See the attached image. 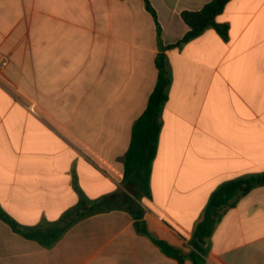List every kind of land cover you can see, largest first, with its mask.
<instances>
[{"label": "crops", "instance_id": "obj_1", "mask_svg": "<svg viewBox=\"0 0 264 264\" xmlns=\"http://www.w3.org/2000/svg\"><path fill=\"white\" fill-rule=\"evenodd\" d=\"M209 1L149 0L162 44L186 33L182 11ZM216 22L225 39L208 28L166 51L171 82L140 202L149 232L186 252L215 188L264 172V0H230ZM158 52L143 0H0V207L17 223H52L80 196L124 191L121 158ZM134 222L119 209L97 213L44 248L0 220V264H179ZM207 244L205 264H264V186Z\"/></svg>", "mask_w": 264, "mask_h": 264}, {"label": "trees", "instance_id": "obj_2", "mask_svg": "<svg viewBox=\"0 0 264 264\" xmlns=\"http://www.w3.org/2000/svg\"><path fill=\"white\" fill-rule=\"evenodd\" d=\"M230 0H210L196 11L184 10L180 17L188 27L183 37L175 43L163 45L160 39V26L156 13L149 0H143L146 10L152 15L156 24L157 44L159 52L155 58L157 79L149 95L147 105L132 126L131 140L126 153L121 158L123 164L122 186L124 191L114 192L98 200H89L82 196L77 203L66 210L60 218L52 223L25 227L17 223L0 207V220L21 237L35 241L44 248L52 247L64 233L76 222L91 215L119 209L129 213L135 220L136 231L148 237L160 251L179 264L186 260L192 264H205L208 256V238L215 225L223 215L251 190L264 186V172L247 174L227 180L218 185L210 194L203 209L201 219L194 226L192 236L187 242L189 250L175 247L168 242L154 237L142 221L144 209L140 202L149 199L150 176L152 162L156 155L160 133V117L168 98L171 75L166 51L180 49L189 41L201 35L208 28H213L222 37L227 36V26L216 22L217 16L223 11Z\"/></svg>", "mask_w": 264, "mask_h": 264}, {"label": "built area", "instance_id": "obj_3", "mask_svg": "<svg viewBox=\"0 0 264 264\" xmlns=\"http://www.w3.org/2000/svg\"><path fill=\"white\" fill-rule=\"evenodd\" d=\"M3 65H5V60H3V61L1 62V66H3ZM30 110L33 111L32 108H30Z\"/></svg>", "mask_w": 264, "mask_h": 264}]
</instances>
